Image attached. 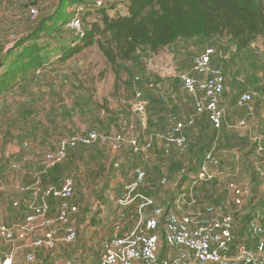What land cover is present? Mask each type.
Returning <instances> with one entry per match:
<instances>
[{
    "label": "rangeland",
    "instance_id": "obj_1",
    "mask_svg": "<svg viewBox=\"0 0 264 264\" xmlns=\"http://www.w3.org/2000/svg\"><path fill=\"white\" fill-rule=\"evenodd\" d=\"M109 1L116 6L107 9L112 16L127 13L128 0ZM59 6L60 0H0V20L12 27L7 48ZM65 6L71 18L76 6L69 2ZM95 17L85 16V30L86 23ZM61 26L65 39L62 42L68 45L76 32ZM62 38L59 32L42 38L50 46L44 51V65L31 80L0 94V116L7 113L2 118L8 124L7 130L0 126V169H4L0 192L8 191L0 197V223L10 208L40 206V194L46 187L72 177L76 191L71 203L78 211L70 215V220L79 238L74 244L59 243L66 253V264H102L109 248L125 252V261L118 264H202L193 260L178 238L201 222L225 215L234 220L235 239L223 251L222 259L209 264H264V98L259 97H264L260 89L264 84L263 44L259 43L248 65L241 55L233 58L235 48L223 46L231 53L229 59L223 57L224 51L219 55L230 68V89L223 94L224 103H220L228 117L226 114L220 130L211 128L204 119L195 126L187 125L188 148L181 150L166 146L164 136L175 124L187 122L193 115L194 102L181 76L191 72L194 58L209 45L207 40L181 39L160 53L140 48L131 61L123 64L118 78L97 44L60 62ZM237 63L247 65L240 76L234 73L233 65ZM245 91H253L256 96L240 106L238 99ZM140 104L144 106L142 111L137 109ZM93 130L109 140L76 148L56 167L46 164V154L54 151L61 139ZM118 135L123 141L114 153L110 140ZM210 138L205 158L211 154L219 163L225 161L224 178L219 164L215 168L219 167L216 172L221 175L220 181L215 177L213 182H195L193 179L202 174L192 171L196 166L193 148ZM135 139L142 145L151 144L147 154L133 150L131 143ZM137 180L139 186H132ZM4 183L11 186L3 189ZM202 183L209 184L210 192L208 188L197 192ZM135 192L154 198L155 206L146 204L141 197L134 200ZM119 198L129 203L120 204ZM251 201L256 210L247 219ZM56 208L59 204H54L45 220H54L51 228L59 225L60 229H53L61 238L65 226L57 221ZM45 228L40 220L33 224L35 238L42 235L41 230L47 231ZM129 235H133L128 241L131 246L120 241ZM74 248L78 253L71 256ZM33 251L35 258L45 256V248L35 247Z\"/></svg>",
    "mask_w": 264,
    "mask_h": 264
},
{
    "label": "trees",
    "instance_id": "obj_2",
    "mask_svg": "<svg viewBox=\"0 0 264 264\" xmlns=\"http://www.w3.org/2000/svg\"><path fill=\"white\" fill-rule=\"evenodd\" d=\"M68 2L73 5L85 0H60V6L54 14L42 17L41 22L32 30L17 33L21 36L11 48H7V44L12 27L0 20V94L12 91L22 82L32 79L36 70L44 65V51L50 47L42 38L50 37L54 32H59L63 37L59 48L62 51L60 62L67 61L97 44L118 78L122 73L123 64L131 61L140 48L160 53L181 39L199 37L211 45L214 38L226 36L240 50H246L250 49L259 37L264 38V0H128L127 13L123 15L112 16L108 12L107 9L115 7L113 4L85 12L84 23L86 15L93 14L96 20L86 23V33L82 39L71 38L72 42L66 45L62 42L65 39L61 25L66 27L70 18L65 12V3ZM66 30L71 31L68 28ZM224 62L227 67L228 61ZM30 70L32 72H29ZM260 89L264 93V84H261ZM200 119H204L213 128L207 114L196 116V123L189 127L195 126ZM211 141L212 138L204 140L200 147L193 148L196 166L194 165L192 171L196 174L206 163L205 151ZM206 164L221 166V162ZM203 183L198 186L197 192L203 191L204 188H208L210 192L209 184ZM252 203L251 201L249 207L252 210L248 212L247 219H251L253 210H256V205ZM234 239L233 236L232 243Z\"/></svg>",
    "mask_w": 264,
    "mask_h": 264
},
{
    "label": "built area",
    "instance_id": "obj_3",
    "mask_svg": "<svg viewBox=\"0 0 264 264\" xmlns=\"http://www.w3.org/2000/svg\"><path fill=\"white\" fill-rule=\"evenodd\" d=\"M111 5L109 0H85L83 3L73 4L76 6L72 17L67 21L66 28L71 31H75V37L80 40L85 36V28L83 23V14L88 11H95L96 9H102ZM79 7L81 9L79 10ZM36 13V10H32ZM34 16V15H33ZM82 16V17H81ZM216 51L215 48L207 46L201 51L193 60L192 69L190 73L182 74L181 80L183 86L187 92H189L194 100L196 113H194L187 122H178L171 129V131L164 136L166 146H176L181 150H186L188 147V138L184 133L185 127L194 125L196 123V116L207 114L208 118L214 129L220 130L225 121L226 113L224 109H221L220 103L222 96L226 90V77L223 70L213 65V57ZM256 93L253 91H245L238 99L240 106L246 105L251 102ZM137 109L142 111L144 106L140 104ZM109 140L106 136H102L97 131H89L86 134L79 136H72L69 138H63L58 143L54 151L48 152L44 161L49 167H55L61 164L69 154L80 146H91L92 144L100 141L106 142ZM123 141L122 136L118 135L111 138L110 143L111 150L116 153L120 150L121 143ZM133 150L135 152L147 154L151 148V144L142 145L138 140L132 141ZM260 149H262L260 147ZM206 163L218 164V160L211 154L206 156ZM201 167V176L199 179L212 180L215 177L208 170L207 164ZM18 164H14V167H18ZM198 180V179H196ZM196 182V181H195ZM136 186V185H134ZM29 191L30 190H24ZM76 191V182L72 177H65L61 180L59 185H51L46 187L41 195L43 203L40 206H30L31 212L26 216L25 231L33 232V224L40 220L42 227L50 225L54 220H45V217L49 215L51 206L48 203L50 198L59 199L60 211L57 221L63 224L64 236L61 237L66 244H74L78 239V230L72 224L70 215L78 211V207L71 203ZM34 194V193H33ZM146 200V204L152 203V201L146 197H142ZM120 204L129 203L126 198L121 199ZM18 204L17 202L15 203ZM233 224L234 220L232 216L225 215L221 218H214L205 222L197 224L194 228L185 231L178 238V243L187 248L191 254L193 260L202 264H209L218 262L222 259L223 251L233 241ZM59 231L53 228L45 231L41 236L34 238L32 244L36 248H48L55 247L59 240ZM0 236L7 242L13 243L17 239L16 226H8L0 223ZM133 235H129L127 238L120 240L123 243L128 242ZM12 256L9 255L5 258L3 264H12ZM125 261V252L118 253L114 248L108 249V254L105 256L102 264H118ZM75 264H85L78 262Z\"/></svg>",
    "mask_w": 264,
    "mask_h": 264
},
{
    "label": "crops",
    "instance_id": "obj_4",
    "mask_svg": "<svg viewBox=\"0 0 264 264\" xmlns=\"http://www.w3.org/2000/svg\"><path fill=\"white\" fill-rule=\"evenodd\" d=\"M259 43H262L263 44V48H264V38H262V37H259L257 39V41L252 44V47L250 49H246V50H240L230 40V38H228L226 36H219L217 38H214L212 40V42L210 43L211 45H209V46L215 48V51H216V53H215V55L213 57V63H214V65L216 67L221 68L224 71V73L226 74V76H225L226 77V90H227L226 93L229 92L230 83H231V75H228V72H230V68L229 67H226L224 65L225 62L224 61L223 62L221 61L219 55H221V52L224 51L226 55L223 56V57L229 59V57H230L229 55H231V53L229 51H227L228 50L227 47L228 46L233 47V48L236 49V53H234L233 58H235V56L237 57V56L241 55V56H243V58H241V59L245 60L247 62V65H248V62H251L250 61V58L253 57V54L252 53L255 50L257 52L259 50ZM223 46H227V47H223ZM226 65H228V63ZM247 65H243L242 66L241 64H238V63L236 64V66L233 65L235 75L236 76H240L241 74H243L244 72H246ZM227 97H228L227 99L230 98L229 96H227ZM259 97L261 99L264 98L263 95H261V94L259 95ZM224 101H225V98L222 96L221 102L224 103ZM224 110H225V113L227 114V117H228V114L229 113L227 112V109L224 108ZM262 111L263 110H261V112ZM6 115H7V113L6 114L3 113L0 116L1 117V119H0V126L2 127L1 128L2 130H4V129L7 130L8 129V124L7 123H3L6 119L5 118H2L3 116H6ZM230 120H232V119L230 118ZM16 133H17V131H16ZM116 165L118 166V162L115 163V166ZM239 165L241 166V163L240 162H238V166ZM115 166L113 165V167H115ZM117 166L115 168H118ZM207 166H208L209 172L211 174H213L214 177H217L219 181L221 180L220 179L221 175H222V178H224V173L226 172V166H225V161L224 160L221 161V166H220L221 175L216 172V170H218L217 168H219V167H216L215 168V166H212V164H207ZM139 168H141V167H139ZM3 170L4 169H2V168L0 169V177L3 174L2 173ZM145 172H147V171H145ZM192 178H193V176H192ZM192 178H191L190 181H192ZM195 179H199V178H194L193 180L195 181ZM61 180L62 179H60L59 182L56 185H59L60 182H61ZM139 180L133 182V184L136 185L137 187L139 186V182H138ZM134 185H132V186H134ZM10 186H11V183H4L2 187H3V189H6V188H9ZM7 193H8V191L7 192H2V193L0 192V197L2 196V194L7 195ZM140 195L141 194H139V196H138L137 192H135L134 193V197H135L134 200H138L139 197H141V196L143 197L144 196V197L150 199L151 201H153L152 202L153 203V206H155V199L154 198H150V196L145 195V194L144 195H141V196ZM24 200H25V203H26V206L25 207H27L28 204H29L28 203V197L25 196ZM48 203H50V204L52 203L50 205L51 206V213H52V210L54 208V204L56 206H58V204H59V209L57 210V208H56V210H55L56 212H54V213H58V211H60V204H61V202H60L59 199L50 198L48 200ZM52 206H53V208H52ZM21 207H17L16 206L15 208H10V210H7L6 218L5 219L2 218V220H1V222H2L1 224H6L8 226H16V229H17V239L15 240V242L9 243V242L5 241L0 236V264H3L5 258L7 256H9V255H11L12 258H13L12 264H36V263L56 264V262L59 263V261H61L63 264L64 263L66 264L67 263L65 261L66 260V253L62 249L63 248V245L59 244V243H62L63 242L62 238H59V240H58L57 244L55 245V247H53L51 249L45 248V256L43 258H40V257L39 258H35L34 251H33V249L35 247L32 244V242H33V240L35 238L34 233L31 232V231L26 232L25 231V226L26 225L24 226L25 221H26V216L31 212V210H30L29 207H28V209L21 208ZM201 217H203V215H201ZM201 219H203V218H201ZM143 224H145V222L144 223H141V224L139 223L138 226L141 227V225H143ZM50 226H52V225H47L46 228L45 227L44 228L47 229V230H49L51 228ZM53 228L60 229L59 228V225H54ZM45 229H44V231H45ZM41 234H43V230H41ZM78 238H79V233H78ZM58 244H59V246H58ZM58 247H60V249ZM76 253H78V252L74 248L73 253H71L70 255L71 256L72 255L75 256Z\"/></svg>",
    "mask_w": 264,
    "mask_h": 264
}]
</instances>
